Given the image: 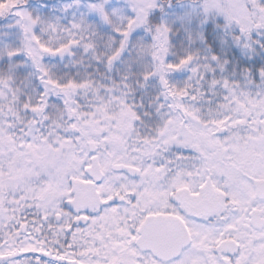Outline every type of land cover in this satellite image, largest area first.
Returning <instances> with one entry per match:
<instances>
[{"label":"snow or ice","instance_id":"obj_1","mask_svg":"<svg viewBox=\"0 0 264 264\" xmlns=\"http://www.w3.org/2000/svg\"><path fill=\"white\" fill-rule=\"evenodd\" d=\"M0 264H264V0H0Z\"/></svg>","mask_w":264,"mask_h":264}]
</instances>
